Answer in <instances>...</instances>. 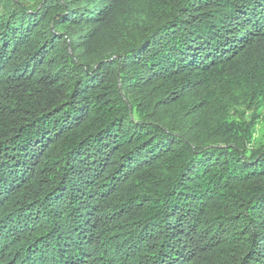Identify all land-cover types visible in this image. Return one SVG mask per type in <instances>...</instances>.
I'll list each match as a JSON object with an SVG mask.
<instances>
[{
    "label": "trees",
    "instance_id": "16d2710c",
    "mask_svg": "<svg viewBox=\"0 0 264 264\" xmlns=\"http://www.w3.org/2000/svg\"><path fill=\"white\" fill-rule=\"evenodd\" d=\"M264 0H0V264H264Z\"/></svg>",
    "mask_w": 264,
    "mask_h": 264
},
{
    "label": "rangeland",
    "instance_id": "374dc122",
    "mask_svg": "<svg viewBox=\"0 0 264 264\" xmlns=\"http://www.w3.org/2000/svg\"><path fill=\"white\" fill-rule=\"evenodd\" d=\"M263 113H264V110H263Z\"/></svg>",
    "mask_w": 264,
    "mask_h": 264
}]
</instances>
